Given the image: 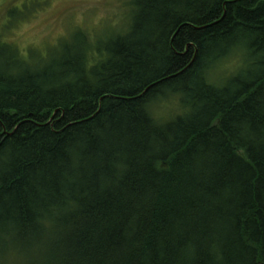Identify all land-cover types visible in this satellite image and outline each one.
Instances as JSON below:
<instances>
[{
  "label": "trees",
  "instance_id": "trees-1",
  "mask_svg": "<svg viewBox=\"0 0 264 264\" xmlns=\"http://www.w3.org/2000/svg\"><path fill=\"white\" fill-rule=\"evenodd\" d=\"M131 6L45 59L0 33V264H264V0Z\"/></svg>",
  "mask_w": 264,
  "mask_h": 264
},
{
  "label": "rangeland",
  "instance_id": "rangeland-1",
  "mask_svg": "<svg viewBox=\"0 0 264 264\" xmlns=\"http://www.w3.org/2000/svg\"><path fill=\"white\" fill-rule=\"evenodd\" d=\"M133 0H0V33L27 56L48 51L71 33L84 28L93 36H109L111 29L119 30L128 18ZM10 13V14H9ZM50 49V50H49ZM45 53V54H43ZM31 54V55H30ZM241 57L232 55L212 71L214 79L237 72ZM177 102L158 108L162 119L172 117Z\"/></svg>",
  "mask_w": 264,
  "mask_h": 264
}]
</instances>
